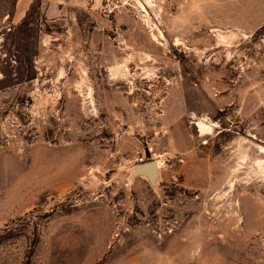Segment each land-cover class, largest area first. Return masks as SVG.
Returning a JSON list of instances; mask_svg holds the SVG:
<instances>
[{
    "label": "rangeland",
    "instance_id": "1",
    "mask_svg": "<svg viewBox=\"0 0 264 264\" xmlns=\"http://www.w3.org/2000/svg\"><path fill=\"white\" fill-rule=\"evenodd\" d=\"M100 1L0 0V264H264V0Z\"/></svg>",
    "mask_w": 264,
    "mask_h": 264
},
{
    "label": "bare ground",
    "instance_id": "2",
    "mask_svg": "<svg viewBox=\"0 0 264 264\" xmlns=\"http://www.w3.org/2000/svg\"><path fill=\"white\" fill-rule=\"evenodd\" d=\"M136 2V4L138 5V8L141 10V11H144L145 12V8L143 6V4L140 2V0H134ZM146 3H150V0H144ZM147 15L146 12L144 14V16ZM150 28H152V31L153 29H156V34L154 32H152V37L155 38V39H158V35L159 36H162L161 32L158 30V28H156V26H150ZM159 42V41H158ZM196 125H197V128H198V131L201 135H204V134H208L210 133L211 129H212V126L213 124L208 122L205 118L201 119V120H198L196 122ZM260 152L261 153H264V148L260 147ZM245 158V154L242 152L240 155H239V159L240 160H244ZM156 163V165L158 166V169L160 167V162L159 161H154ZM254 166L255 168L257 169V175L262 178L264 180V160H261V159H258L254 162ZM161 168V167H160Z\"/></svg>",
    "mask_w": 264,
    "mask_h": 264
},
{
    "label": "built area",
    "instance_id": "3",
    "mask_svg": "<svg viewBox=\"0 0 264 264\" xmlns=\"http://www.w3.org/2000/svg\"><path fill=\"white\" fill-rule=\"evenodd\" d=\"M129 8L128 0H101L100 1V10L106 17H111L117 13H121ZM147 162L145 154L136 157L133 160H128V164L136 165ZM132 165V166H133Z\"/></svg>",
    "mask_w": 264,
    "mask_h": 264
},
{
    "label": "water",
    "instance_id": "4",
    "mask_svg": "<svg viewBox=\"0 0 264 264\" xmlns=\"http://www.w3.org/2000/svg\"><path fill=\"white\" fill-rule=\"evenodd\" d=\"M132 178L142 177L148 181L152 186H155L159 180V169L154 160H150L141 164L132 166L131 175Z\"/></svg>",
    "mask_w": 264,
    "mask_h": 264
}]
</instances>
